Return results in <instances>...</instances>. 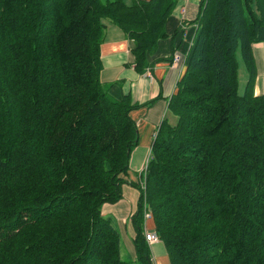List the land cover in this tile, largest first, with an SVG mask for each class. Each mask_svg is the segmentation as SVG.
<instances>
[{
  "label": "trees",
  "instance_id": "obj_1",
  "mask_svg": "<svg viewBox=\"0 0 264 264\" xmlns=\"http://www.w3.org/2000/svg\"><path fill=\"white\" fill-rule=\"evenodd\" d=\"M176 4L0 0V264H152L146 209L171 264H264V92L254 93L253 55L264 0L201 1L168 106L175 123L161 124L135 185V262L102 214L123 198L139 107L100 81L104 21L134 42L143 73Z\"/></svg>",
  "mask_w": 264,
  "mask_h": 264
},
{
  "label": "crops",
  "instance_id": "obj_2",
  "mask_svg": "<svg viewBox=\"0 0 264 264\" xmlns=\"http://www.w3.org/2000/svg\"><path fill=\"white\" fill-rule=\"evenodd\" d=\"M134 1L130 0L128 5ZM201 1L177 0L166 26L168 38L160 40L156 50L148 55V63L151 66L143 73L138 72L135 66L132 52L134 42L111 21L104 23L106 28L100 46V81L113 98L119 100L129 95L132 104L139 106L130 113L138 129V145L131 154L128 175L125 177L127 183L122 187L123 198L116 204H105L102 210L103 216L109 218L121 232L124 242L122 251H126L129 257L133 258L132 261L136 260L133 243L136 233L131 218L137 210L139 200L138 197L136 202L135 185H144L146 163L161 124L166 119L171 124L175 123L168 106L185 67L174 70L170 66L171 63L164 59L171 58L173 49H176L175 53L187 55L196 40L198 25L195 21L199 15ZM176 32L177 36L172 38ZM253 52L259 74L264 76V43L254 45ZM260 84L261 79L258 77L254 87L255 95L264 92ZM147 215L151 214L146 209L144 232H154V221ZM149 247L152 264H171L167 248L162 241L151 243Z\"/></svg>",
  "mask_w": 264,
  "mask_h": 264
},
{
  "label": "rangeland",
  "instance_id": "obj_3",
  "mask_svg": "<svg viewBox=\"0 0 264 264\" xmlns=\"http://www.w3.org/2000/svg\"><path fill=\"white\" fill-rule=\"evenodd\" d=\"M103 1H105V0H103ZM124 1L127 4H130V0H124ZM105 22L107 23V22H110V21L109 20H105L104 23ZM256 44H260V43H256ZM256 44H254V45H256ZM253 55H254V52H253ZM254 59H255V64H256V67H257V78L259 77L261 79V84L260 85H261V87L264 88V76L259 74L258 65L256 63L255 56H254ZM237 60H238V65H239V70H238L239 90H238V93H239V95H244L245 94V89H246V86H247V83H248V70H247V68H246V66L244 64L243 59L241 58L240 50H238V52H237ZM255 85H256V83H255ZM147 164H148V162H147ZM142 187H143V184H142ZM136 192H137V198H136V202H137L138 197H139V189L138 188H137ZM114 226L116 227V225H114ZM119 233H120V238H121V246L124 248L123 237H122L121 232H119ZM121 255H122V259L123 260L135 262V261H132L133 258L131 256L129 257V255H128V253L126 251H122V248H121Z\"/></svg>",
  "mask_w": 264,
  "mask_h": 264
},
{
  "label": "built area",
  "instance_id": "obj_4",
  "mask_svg": "<svg viewBox=\"0 0 264 264\" xmlns=\"http://www.w3.org/2000/svg\"><path fill=\"white\" fill-rule=\"evenodd\" d=\"M185 62H186V55H183L181 53H175L173 56V61L170 64L171 68L174 70H181L183 68V66H185ZM147 169V163H146V168ZM151 215H147V217H150ZM145 237L146 240L149 244L151 243H155L159 241L158 236L156 235L155 232H145Z\"/></svg>",
  "mask_w": 264,
  "mask_h": 264
}]
</instances>
